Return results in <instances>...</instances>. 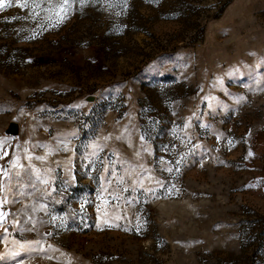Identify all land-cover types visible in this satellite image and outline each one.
<instances>
[{
	"label": "rangeland",
	"instance_id": "rangeland-1",
	"mask_svg": "<svg viewBox=\"0 0 264 264\" xmlns=\"http://www.w3.org/2000/svg\"><path fill=\"white\" fill-rule=\"evenodd\" d=\"M0 4V264H264V0Z\"/></svg>",
	"mask_w": 264,
	"mask_h": 264
},
{
	"label": "water",
	"instance_id": "water-1",
	"mask_svg": "<svg viewBox=\"0 0 264 264\" xmlns=\"http://www.w3.org/2000/svg\"><path fill=\"white\" fill-rule=\"evenodd\" d=\"M90 100H93V96L89 97ZM18 129V123L16 121H12L9 125L8 131L11 133L16 132Z\"/></svg>",
	"mask_w": 264,
	"mask_h": 264
},
{
	"label": "snow or ice",
	"instance_id": "snow-or-ice-1",
	"mask_svg": "<svg viewBox=\"0 0 264 264\" xmlns=\"http://www.w3.org/2000/svg\"><path fill=\"white\" fill-rule=\"evenodd\" d=\"M65 3H66V0H65ZM0 6H2V4H0ZM22 6L27 7V5H22ZM36 7H39V5H36ZM60 7L61 9H63L64 5H61ZM61 19H63V16H61ZM3 155H7V153H4ZM3 155H0V159H3ZM169 171H171V169H169ZM45 183H47V181H45ZM3 218H4V213L0 211V220H2ZM5 231H7V229H5Z\"/></svg>",
	"mask_w": 264,
	"mask_h": 264
}]
</instances>
